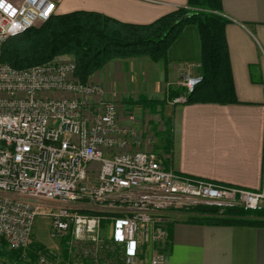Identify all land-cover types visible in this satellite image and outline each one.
<instances>
[{
  "label": "built area",
  "instance_id": "1",
  "mask_svg": "<svg viewBox=\"0 0 264 264\" xmlns=\"http://www.w3.org/2000/svg\"><path fill=\"white\" fill-rule=\"evenodd\" d=\"M56 5L0 0V54ZM193 68L181 73L185 92L170 104H184L201 81ZM129 108L108 100L99 83H81L70 56L26 69L0 62V238L11 249L25 256L36 219L46 218L50 239H68L66 255L46 248L36 264H135L145 251L149 264H163L171 219L264 211V190L166 169L165 156L139 148L141 122Z\"/></svg>",
  "mask_w": 264,
  "mask_h": 264
},
{
  "label": "crops",
  "instance_id": "2",
  "mask_svg": "<svg viewBox=\"0 0 264 264\" xmlns=\"http://www.w3.org/2000/svg\"><path fill=\"white\" fill-rule=\"evenodd\" d=\"M186 3L187 0H57L55 14L89 11L122 23L149 24ZM221 6L222 14L230 20L225 37L238 103H165L163 115L174 116L173 150L166 169L217 184L262 191L264 0H221ZM199 58L198 32L188 26L169 48L166 59L159 65L154 63L155 70L161 68V72L152 84L177 90L181 73L199 66ZM146 66L152 68L142 61L113 60L90 81L99 83L111 100L114 84L133 74L137 79ZM251 66L255 82L251 80ZM163 251V264H264V228L173 218ZM135 264H149L148 251Z\"/></svg>",
  "mask_w": 264,
  "mask_h": 264
},
{
  "label": "trees",
  "instance_id": "3",
  "mask_svg": "<svg viewBox=\"0 0 264 264\" xmlns=\"http://www.w3.org/2000/svg\"><path fill=\"white\" fill-rule=\"evenodd\" d=\"M229 19L222 14L221 0H187L185 7H179L149 24H127L97 12L74 11L54 14L45 24L9 38L1 47L0 62L15 69H26L53 61L61 56H70L75 63V76L83 84L99 72L108 62L147 58L153 63L164 61L167 51L180 37L183 30L195 27L200 42L198 73L201 81L185 104H237L231 75L229 54L225 37V26ZM254 66L250 67L251 80L255 82ZM185 92L184 88L170 89L166 100H158L145 94L123 102L140 105L149 112ZM167 101V102H166ZM163 105V106H162ZM161 125L156 132L161 140V156L165 168L170 164L173 150L174 116L160 112ZM154 129H157L154 125ZM200 212H212L200 209ZM229 218H190L193 223L233 224L264 228V211H230ZM106 221L101 223L105 229ZM67 238L60 246L66 255ZM43 245L32 242L25 256L20 250L9 249L0 238V263L36 264L38 252H44Z\"/></svg>",
  "mask_w": 264,
  "mask_h": 264
},
{
  "label": "rangeland",
  "instance_id": "4",
  "mask_svg": "<svg viewBox=\"0 0 264 264\" xmlns=\"http://www.w3.org/2000/svg\"><path fill=\"white\" fill-rule=\"evenodd\" d=\"M117 61H120L123 63H127V62L135 63V62L142 61L152 67V68H149L147 66L142 67L143 71L141 70V74L137 76V79H135L136 76L133 74L134 73L133 72L132 73L133 76L131 77L126 76L125 78L121 79L120 82L114 84L113 96H112L111 101H114L118 103L119 105H123V106L125 105V106L130 107L129 110L134 114V117L136 118V120L138 121L141 120L140 121L141 124L138 125L141 131V138H140L141 142H140L139 148L144 151L152 150L156 154H158L159 157H162L161 151L159 150V147H161V140L157 136L156 132L159 130L160 128L159 126L161 125L160 112L163 113V108H161V106L159 105V107H156V112L152 113V112H149L148 109L142 108L140 105H129L123 102V100L127 98L136 99L137 96L140 94H145L149 97H154L158 100H164V99L166 100L168 90L171 89V86H165V84L164 85L159 84L155 86L154 84H152L151 81H153L154 79L158 80L159 78L158 74L161 72V68L158 70H155L156 69L155 64L152 61L148 60L147 58L116 60V62ZM160 63L161 61L158 62L157 65H159ZM191 72H193V74H197L198 68L194 67ZM108 100L110 99L108 98ZM164 106H165V101H164ZM154 125L157 129H154ZM32 232H33L32 238L35 243L43 245L45 249L59 247V250H61L60 246H62L61 242L63 239L53 240L49 238L48 219L46 218L36 219ZM109 232H110V228L106 226L105 229H103V236L107 237V234ZM9 249L11 248L9 247Z\"/></svg>",
  "mask_w": 264,
  "mask_h": 264
}]
</instances>
